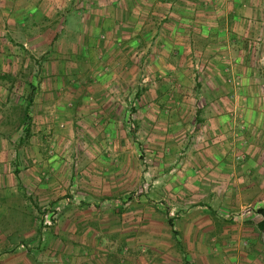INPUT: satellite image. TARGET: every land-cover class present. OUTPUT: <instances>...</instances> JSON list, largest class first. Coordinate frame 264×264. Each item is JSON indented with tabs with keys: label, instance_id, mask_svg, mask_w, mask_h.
<instances>
[{
	"label": "crops",
	"instance_id": "1",
	"mask_svg": "<svg viewBox=\"0 0 264 264\" xmlns=\"http://www.w3.org/2000/svg\"><path fill=\"white\" fill-rule=\"evenodd\" d=\"M165 8L170 13L176 9L238 11L240 16L219 20L197 18V15L193 18H169L170 14L159 17V12ZM53 9L59 10L55 16ZM261 9H264V0H33V3L31 0L29 5L20 6L13 19L16 25L44 27L39 32L28 30L29 36L22 45L28 43L32 49L39 45L43 58L57 59L54 67L51 60L43 62L41 67L43 75L55 73L57 81L52 86L45 83V87L42 82L37 88L29 80L30 93L17 118L20 123L18 140L24 137L21 123L24 112L31 122L32 108L37 105L40 95L48 98V89L61 91L66 88L61 80L63 76L64 79L68 77V66L75 73L92 74L97 79L93 85L99 92L115 85H131L133 76L139 72L172 73L177 75L174 86L182 82L181 74L201 72L205 74L203 81L200 77L195 80L209 95L202 97L201 103H196L197 109L203 106V113L196 116L195 131L201 148L188 154L189 159L181 163L182 171L177 170L183 175L179 179L180 186H172L170 195L175 204L167 214L157 207L160 204H153L156 210L150 206V202L159 201L164 196L163 191L158 192L165 185L162 181L160 185L148 187V191L155 187L157 194L146 192L140 197L139 210L127 206L133 198L123 197L127 190L125 185L128 184V190L132 186L128 179L124 184L115 179L112 190L125 191L120 194V199L118 195L113 196L109 204L95 201L99 196L95 190L81 195L48 193L45 201L58 210L59 217L40 241L37 257L32 249V253H28L32 259L23 253L26 260L19 256L13 261L0 258V264H264V227L258 225L261 216L244 211L237 216L240 223L234 228L222 220L228 214L229 203L238 204L239 209L251 203H256V208L264 204L263 52H259L262 54L259 57L255 50L257 46L249 49L243 48L242 44L235 46L232 56L226 50L227 43L234 38L241 43L247 41L244 39L247 32H251L248 35L255 45L261 44L264 40ZM69 14L74 16L72 25L77 27L75 31L68 30ZM212 24L221 28L214 31ZM196 26L206 30H201V35H194ZM52 27L58 28L53 30ZM202 36L206 44L199 56L205 58L204 64L196 63V50L192 48L194 39ZM220 42L219 47L225 50L216 51L215 44ZM188 56H192V62L187 64L189 69L186 71L176 59ZM233 56L235 63L229 66L227 59ZM162 58L170 61L163 62ZM80 61L85 67H81ZM233 66L237 79L230 83L225 77ZM90 87L84 86L81 100L91 98L88 91L94 89ZM231 90H236L235 96L234 93L229 95ZM58 94L60 97H55L56 111L66 105V101L60 99L62 93ZM94 99L103 105L110 102L100 93ZM175 101L179 106L184 105L182 99ZM114 116L111 120L115 119ZM177 116L176 119L181 120L186 115L179 113ZM210 137L212 140L206 141ZM0 154V185L12 184L8 163L1 161L5 151L0 150ZM179 176L175 174L173 178ZM18 179L16 183L20 181L30 187L37 181ZM50 185L52 183H48ZM67 185L68 181L62 184ZM28 196L17 193L16 189L12 192L3 189L0 193V221L13 213L21 215L27 211L31 215L34 207L28 204L40 201ZM57 196L61 197L57 199ZM79 200L89 204L79 205ZM5 223H0V228H4L0 229V243L6 241Z\"/></svg>",
	"mask_w": 264,
	"mask_h": 264
},
{
	"label": "rangeland",
	"instance_id": "2",
	"mask_svg": "<svg viewBox=\"0 0 264 264\" xmlns=\"http://www.w3.org/2000/svg\"><path fill=\"white\" fill-rule=\"evenodd\" d=\"M30 1L0 0V150L5 151V159L2 157L1 161L8 163V171L13 180L12 184L2 183L0 193H3L5 188L8 192L16 189L17 193L34 196L35 200L40 201L38 204H28L34 207L31 215L30 212L25 211L21 215L13 213L10 217L1 219L6 222L4 234L6 241L0 243V258H5V261L16 260L17 256L26 260L23 253H32V249H35L34 256L37 257L40 241L54 227L59 217L58 210L51 207L50 202L45 201V195L48 193L59 195L65 192L64 196L81 195L85 191L91 193L90 191L95 190L99 193L95 201H104L109 204L112 203L110 199H114L113 196L118 195L119 197L125 191L112 190L115 187V179L122 181V184L128 179L132 186L128 190V184L125 185L127 190L123 197L127 195L129 197L127 199L133 198L131 203L127 202V206L131 205L130 209L139 210L141 208L140 197L146 192L150 194L159 192L160 194V191H163V198L153 203L150 202V206L156 210L153 204H160L156 206L167 214L175 204L170 195L172 186L174 184L180 186L179 179L183 175L179 174V171H182L181 163L189 159L188 154L201 148L198 146L199 138L195 137V131L198 122L196 116L203 113V106L197 109L196 103H201L202 97L209 95L204 88H199L200 84L195 80L196 77H200L203 81L205 74L201 72L195 75H192L190 71V74H181L179 78L182 82L179 86L173 85L177 81V75L172 73L162 74L149 71L142 74L139 72L133 76L134 80L131 85L119 87L115 85L111 89L105 88L104 91L99 92L93 85L97 79L92 74L84 76V74L73 72L71 66H68V77L64 79L62 75L61 80L66 88L61 91L48 89L46 91L48 98L44 95H37L39 100L32 108L33 119L29 122V135L27 138L18 140L17 129L20 123L17 118L30 93L27 86L29 80L33 81L37 88L42 82L45 87V83L52 86L57 81L56 77L54 78L55 73L43 75L44 72H41L43 62L51 60V66L54 67L57 59L55 57L43 58L39 45L34 49L28 43L26 46L22 45L23 41H27L25 39L29 36L28 30L39 32L44 27L19 26L13 22L20 6L29 5ZM44 12L45 10L42 11ZM42 13L41 17L44 18ZM52 13L55 16L59 10L54 11L53 9ZM161 15L165 17L169 15V18H189L190 16L193 18L197 15V18L219 20L221 18L232 19L239 14L238 11L210 9L197 11L176 9L170 13L166 12L165 8L159 12L158 16ZM259 15L264 18V9L259 11ZM68 17L70 19L68 30L75 31L74 28L77 27L72 25L74 16L69 14ZM212 25L214 27L211 29L214 31L221 28L215 24ZM54 28L58 27H52L53 30ZM201 30H206V28L196 26L194 35H201ZM248 34L251 32H247L244 38L247 41L243 43L240 40L235 41V38L231 40L227 43L226 50H229L228 53L232 56V50L238 44L249 49L257 46L256 49L254 48L257 51L256 55L261 57L262 54L259 52H263L261 59L263 62L264 40L260 45H255L253 38ZM194 40L192 45L193 50H196L194 59L196 63L204 64L205 58H200L199 53L203 51L206 42L203 36ZM215 45L216 51L225 50L219 47L221 42ZM234 59V56L227 59L229 66L235 63ZM176 60L181 68L187 71L189 69L187 64L192 60V56ZM161 61L167 62L170 59L162 58ZM80 62L83 64L81 67H85L84 62ZM234 70L233 66V69L228 72L229 75L225 77V80H229L230 83H234L237 79ZM86 85L89 87L92 85L90 88L94 90L88 91L91 95L90 99L81 100L82 89ZM235 91L231 90L229 95L234 93L235 96L237 93ZM59 92L62 93L60 99L66 101V105L56 111L55 97H60V94L57 95ZM37 93L39 94L38 91ZM99 93L110 102L106 104L103 102L104 105L98 104L94 97H98ZM51 96L53 99H50ZM178 99L183 100V106L176 104L175 100ZM179 113L186 116L177 120ZM113 115L115 119L111 120ZM207 140L211 141L212 138ZM144 172L146 174H143ZM175 174L180 176L173 178ZM18 178L36 179L37 181L35 185H32L33 187H30L28 184H21L20 181L16 183ZM79 180L81 182H77ZM154 180L156 181L153 182ZM67 181L68 185L62 186ZM160 181L165 183L164 187H161L158 192L154 189L155 187L148 191V187L160 185ZM48 183L52 185L48 186ZM59 197L61 196H57V199ZM82 201L79 200L78 204L83 206L89 204L87 201ZM255 205L256 203H251L239 209L238 204L229 203L228 214L222 220L229 225H234L231 226L234 228L240 223L237 216L244 211H248L249 215L255 213ZM133 220H136L135 214ZM0 235H2L1 232ZM28 257L32 259L29 254Z\"/></svg>",
	"mask_w": 264,
	"mask_h": 264
},
{
	"label": "trees",
	"instance_id": "3",
	"mask_svg": "<svg viewBox=\"0 0 264 264\" xmlns=\"http://www.w3.org/2000/svg\"><path fill=\"white\" fill-rule=\"evenodd\" d=\"M28 102H29V97H28ZM24 119H22L21 123H22V129L24 130V137L23 138H27V136L29 135V131H30V125H29V118L28 116L25 114L24 112ZM255 212L258 213L261 216V220L258 222V225L260 227H264V204L262 205V207H258L255 209ZM168 223L170 224V221L168 220Z\"/></svg>",
	"mask_w": 264,
	"mask_h": 264
}]
</instances>
